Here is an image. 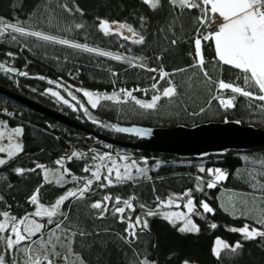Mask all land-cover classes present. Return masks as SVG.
Returning <instances> with one entry per match:
<instances>
[{
	"label": "trees",
	"instance_id": "1",
	"mask_svg": "<svg viewBox=\"0 0 264 264\" xmlns=\"http://www.w3.org/2000/svg\"><path fill=\"white\" fill-rule=\"evenodd\" d=\"M65 5L72 11H67ZM77 8L80 11H76ZM199 14L195 9H175L167 0H162V7L158 10L148 8L142 0H0V21L3 23L17 24L28 32L38 31L56 40H68L98 50L89 52L11 30L0 36V65L4 66L0 69V87L88 130L87 133L79 131L0 95V128L20 127L23 130L20 135L23 151L7 165L0 166V196L3 197L0 211L8 210L17 217L33 211L28 198L44 183L43 170L19 176L13 171L15 168L31 169L36 164H42L55 170L57 159L75 151L81 154L80 158L65 159L64 166L78 179L73 181L65 176L67 183L63 186L44 183L41 202L49 205L68 189L82 186L80 177L93 179V185L84 199H72L63 208L67 219L62 228L67 227L76 233L72 237V249L85 264H136L144 256L155 259L158 264H182L185 259L192 264H264V241L259 238L244 240L240 233L229 231L245 225L264 230V225L257 223L264 204L253 199L261 193L252 187L253 183L257 184V188L264 185V168L261 166L264 147L252 151H225L196 159L125 149L108 145L96 136L101 133L119 142H134L135 138L113 129L132 126L190 129L227 121L264 130V109L261 108L264 102L237 96L235 107L225 109L212 97L223 98L234 94L230 91L217 92L213 84L205 81L198 68L189 67L194 63L190 53H194L195 30L200 27L196 20ZM141 17L145 18L144 23ZM100 20L110 22L111 34L105 35L99 28ZM117 23L131 25L145 37V42L133 43L136 37H131L126 29L117 32ZM76 25L83 27L77 28ZM201 31L205 29L201 28ZM124 36L130 39L126 40ZM173 39L177 41L175 45L171 43ZM99 52L111 55L102 56ZM204 55L206 67L214 80L224 79L242 85V81L236 79L239 74L235 69L224 65L213 67L215 51L211 42L204 43ZM117 56L121 59L113 58ZM141 63L145 67L132 66ZM161 69L170 74L165 80L159 79ZM178 69L185 71L178 72ZM169 79L176 86L177 95L162 97L155 109L141 108L122 91H130L138 98H151L161 94ZM154 83L157 84L156 89L152 88ZM67 90L73 93L75 100L67 95ZM51 91L58 92L71 102V106L52 96ZM84 91L100 96L115 93L120 98L101 99L93 109L83 95ZM81 105L95 117V123L87 118ZM102 125L113 129L105 131ZM122 152L128 154L126 161L129 164L136 162L128 170L133 178L120 181L112 175V184H108L104 176L109 164L104 165V162L107 158L119 160L121 157L118 155ZM86 167L91 171L84 172ZM136 168L145 169V172L137 173ZM201 168L205 171L201 172ZM216 168L226 172L227 177L209 189L206 185L213 177L207 170ZM97 170L101 175L99 181L91 176V172ZM198 177L201 179L198 180ZM198 186L203 190H196ZM188 190H192L198 208L199 202L205 201L214 209V213L192 217L200 227L199 233H180L157 216L148 218L151 230L141 233L134 244L129 245L121 239L127 223L112 214L117 206L116 197L121 201L132 200L135 211L126 210L125 216L135 218L142 216L148 208L155 209L159 200L172 198L183 208L187 197H177H182ZM106 195L112 197L107 204L110 211L100 218L99 210L92 209L91 204L103 201ZM224 201L233 214L221 206ZM141 204L146 208L141 209ZM160 211L163 212V208ZM212 223L217 228H210ZM54 227L48 225L44 232ZM81 231L86 235L80 236ZM217 238L229 244L241 241L243 247L237 253L225 250L217 259L212 251ZM4 248L3 242H0V254L5 253Z\"/></svg>",
	"mask_w": 264,
	"mask_h": 264
},
{
	"label": "snow or ice",
	"instance_id": "2",
	"mask_svg": "<svg viewBox=\"0 0 264 264\" xmlns=\"http://www.w3.org/2000/svg\"><path fill=\"white\" fill-rule=\"evenodd\" d=\"M168 4L173 6L175 9L181 10H198L199 15L196 17L198 27L195 32V38L193 41L194 53H190L193 56L194 63L189 67L198 68L209 84H213L217 92L230 91L232 96L228 98H222L220 96H213L212 98L218 100V103L225 109L235 107V100L237 96L248 98L250 101L258 100L264 102V0H167ZM142 3L152 10H158L162 7V0H142ZM69 12L72 11L67 5L64 6ZM80 11V9H76ZM141 22H145V18L141 17ZM77 28L83 27L82 25H76ZM99 28L104 32L105 35L111 34L113 31L112 26L107 20L99 21ZM201 28L205 31H201ZM119 29H126L131 37H136L133 40L135 44H143L145 37L140 34L131 25L125 23H117L116 31ZM210 29V30H209ZM19 33L20 35H30L37 37L44 41H53L60 44L70 45L73 48H83L86 51L93 52L98 51L97 49L88 48L86 45L70 43L68 40H56L55 37L43 34L38 31L28 32L24 27L18 26L17 24L3 23L0 21V36H4L7 32ZM124 39H130L128 36H124ZM16 39L15 36L12 37ZM211 42L214 51V63L213 67L217 65L228 66L235 69L239 75L236 79L242 81L240 83L227 82L224 79H213L212 74L208 71L206 64L207 61L204 55V43ZM173 45L177 43L175 39L171 41ZM102 56L111 55L107 52H99ZM114 59H121V57H113ZM141 59V58H136ZM159 59V58H158ZM141 68L145 67L143 63L139 65ZM4 66L0 65V69ZM149 71H157L156 69H148ZM178 72H183L185 69H178ZM21 75H27V73H21ZM170 76L169 73L160 70V80H165ZM43 79V77H41ZM49 83H52L49 81ZM153 89L157 88V84L152 85ZM77 91H80L79 89ZM131 99L135 100V103L140 105L143 109H155L158 101L164 98H171L177 95V88L172 84L171 80H168V86L162 89L161 94L153 95L151 101H141L132 96L130 91L122 90ZM51 95L58 97L63 100L65 104H68L67 100L60 97L59 93L51 91ZM69 95H72L69 93ZM83 95L88 98V103L94 109L99 104L100 100H115L118 99L117 94L100 96L98 94L84 91ZM72 99L76 97L73 95ZM211 101H209L210 103ZM83 107V105H81ZM261 108L264 109V103L261 104ZM87 113L88 109L84 108ZM204 111L203 108L200 109ZM94 123L96 121H93ZM22 128L17 127L12 130V133L8 134L9 141H12L13 134L20 136L22 134ZM116 131H126V129L117 128ZM4 132H0V138H3ZM23 151L20 143H9L6 146H0V153H6L7 159L0 158V166H5L9 163V160L13 159L20 152ZM81 154L78 152H72L66 157H61L55 161V165L58 167L55 170L47 169L45 165L36 164L35 168L24 169L15 168L13 171L23 176L27 172H36L37 169L43 170V182L47 184L56 183L61 186L67 183L64 179L65 176L71 177V180L76 181L78 178L72 175L71 171L64 166V160H72L73 158H80ZM101 160L104 157H100ZM247 159V157H245ZM136 162H132V166H135ZM261 166L264 168V161H261ZM84 172H90L91 169L86 167L83 169ZM115 171V178L117 180L132 179V174L128 171V166L125 167L123 173L113 167L107 168V175L104 179L108 184H112L110 177ZM137 173H144L145 169L136 168ZM201 172L205 170L200 169ZM208 174L213 179L207 182V188L211 189L216 187L217 183L226 179L227 173L221 169H208ZM91 176L96 181L101 179L99 170L91 172ZM83 183L82 186H77L72 189H68L64 194L60 195L54 203L45 205L41 202V189L44 187V183L39 185L29 196L28 203L33 206L34 210L25 213L23 217H17L10 214V211H0V242H3L8 255H12L14 252H20L25 258L23 264H54V260L50 258L61 256L60 252L56 251L57 245L66 250V254L63 259L66 264H85V262L75 253L72 249V237L76 235L75 232H71L67 227H63L64 221L67 219V214L63 211L66 206V202H70L72 199L82 200L86 197V194L90 191L93 185V179L80 177ZM198 180L201 178L198 177ZM102 187L104 185H101ZM9 187L11 185L9 184ZM252 187L254 190L261 193L258 197H253L254 200H258L261 204H264V185L257 188V184L253 183ZM198 191L203 189L199 186ZM187 197L186 203L183 205V211L174 212H161V208L172 207L175 203L172 198L167 201L159 200L155 209L148 208L143 212V215H137L135 218L125 216L126 210L135 211L131 199H125L121 201L119 197L115 198V204L117 205L113 210L112 214L117 216L121 222H126L127 227L124 229V235L121 239H124L129 245L134 244L143 232L150 231V217H161L163 220L170 223L177 229L178 232L184 234H197L200 232V227L193 220V216H203V214L214 213V209L205 201L199 202V208L197 202L192 197V190L186 191L182 197L177 199H183ZM3 197L0 196V201ZM112 201L111 196H104L103 201H97L91 204L92 209L99 210L100 218H103L105 213L110 211L107 206L108 202ZM123 204V206H119ZM177 208L179 204L175 205ZM11 207L10 205L8 206ZM141 209H145L146 205L141 204ZM202 209V212L200 211ZM35 218H46L47 225H54L53 229L48 230V238L44 240L43 233L46 228L45 223L38 222ZM257 223L264 225V207L260 208V218ZM179 224V227H177ZM210 228L215 229L217 225L212 223L209 225ZM60 230L62 236H58L56 231ZM229 231L238 232L242 235L244 240H257L258 238L264 241V230L260 228L250 227L245 225L241 228H231ZM7 234V235H3ZM39 235V239H33ZM80 236L86 235L83 231L79 232ZM63 237V238H62ZM33 245H38V248H33ZM49 247L51 252L48 251ZM155 247V245H153ZM243 247L241 241L235 242V244H229L220 238H217L213 247V255L220 259L222 252L228 250L231 253H237L239 249ZM42 250V251H41ZM75 257V259H71ZM0 264H8L5 254H0ZM11 264H17L15 260H12ZM136 264H158V261L151 259L148 256H144L136 261ZM182 264H192L190 260H183Z\"/></svg>",
	"mask_w": 264,
	"mask_h": 264
},
{
	"label": "water",
	"instance_id": "3",
	"mask_svg": "<svg viewBox=\"0 0 264 264\" xmlns=\"http://www.w3.org/2000/svg\"><path fill=\"white\" fill-rule=\"evenodd\" d=\"M0 95L4 98L27 106L48 115L61 123L72 126L79 131L88 132L79 124L55 113L44 110L39 105L17 96L8 89L0 87ZM134 142H119L106 135H96L108 145L125 149H133L154 154H171L200 158L202 156L225 151H252L264 147V130L251 126H241L235 122L204 124L194 128L175 127L169 129H151L138 126L118 127ZM117 129V128H116ZM94 134L93 132H90Z\"/></svg>",
	"mask_w": 264,
	"mask_h": 264
},
{
	"label": "rangeland",
	"instance_id": "4",
	"mask_svg": "<svg viewBox=\"0 0 264 264\" xmlns=\"http://www.w3.org/2000/svg\"><path fill=\"white\" fill-rule=\"evenodd\" d=\"M58 93V92H57ZM67 95L70 97V98H72V96H73V93L71 92V91H68L67 90ZM69 93H71L72 95H69ZM60 95V94H59ZM109 95H113V94H109ZM105 96H108V95H105ZM132 96H134V95H132ZM60 97H63V96H61L60 95ZM117 97H118V99H115V100H119V98H120V96L119 95H117ZM123 97H126V96H123ZM136 99H138V100H141V101H151V98H138V97H135ZM223 98H228V97H223ZM64 99V98H63ZM64 100H67V99H64ZM63 101V100H62ZM68 101V100H67ZM70 103L71 102H69L68 101V105H70ZM71 106V105H70ZM82 110H84V107L82 108ZM86 115H87V118H89L91 121H95L94 119H95V117L93 116V115H91L90 113H86ZM2 121V119H0V122ZM105 131H108V130H112L113 128L112 127H108V126H105V125H102L101 126ZM13 129H15V128H11V127H7V126H5V127H2V128H0V132H4V136H3V138H0V146H6V145H8L10 142L11 143H20L21 144V138H20V136H15L14 134H13V139H12V141H9V139H8V134L9 133H12V130ZM113 131H116V128H114L113 129ZM101 134V133H100ZM102 134H104V133H102ZM109 137V136H108ZM0 154H3V153H0ZM119 157H121L119 160H115L114 158H107V160H105V162H104V165L105 164H109L108 166L109 167H113L114 166V168L115 169H118L121 173H123L124 172V170H125V167L126 166H128V170L130 169V168H132V164H129L127 161H126V159H128V154L127 153H124V152H122V153H119V155H118ZM0 158H5V159H7L8 157H7V154L5 153V155L3 156V155H0ZM216 169H220V168H216ZM222 170V169H221ZM223 171V170H222ZM114 176H115V171H114V174H113ZM175 203L173 204V206L172 207H168V208H163V212H174V211H183L184 210V208H181V207H179V208H177L175 205L176 204H179V202L178 201H174ZM180 205V204H179ZM221 206L224 208V209H226L228 212H230L231 214H233V212H232V210H231V208H230V206L228 205V203L226 202V201H224V203L223 204H221ZM35 219H37L38 220V222H40V223H45L46 224V226H48L47 225V223H46V218H35ZM45 233V232H44ZM48 233V232H47ZM47 233H45V235H43V238H44V240H47V238H48V235H47ZM56 234L58 235V236H62V233H61V231L60 230H57L56 231ZM40 237L38 236L36 239H39ZM63 238V237H62ZM33 248H38L39 246L38 245H33L32 246ZM42 251V250H41ZM48 251L49 252H51V248L49 247V249H48ZM56 251L57 252H60L61 253V256H56V257H51L50 256V258L51 259H53L54 260V264H66V261L63 259V256L66 254V250L64 249V248H61V247H59V245H57V247H56ZM5 255H6V259L8 260V264H11V262H12V260H15L16 262H17V264H23V260H24V256L20 253V252H14L12 255H8L7 254V252L5 251V253H4ZM16 256H17V258H16ZM71 259H75V257H71L70 258V260ZM69 264H70V261H69Z\"/></svg>",
	"mask_w": 264,
	"mask_h": 264
},
{
	"label": "built area",
	"instance_id": "5",
	"mask_svg": "<svg viewBox=\"0 0 264 264\" xmlns=\"http://www.w3.org/2000/svg\"><path fill=\"white\" fill-rule=\"evenodd\" d=\"M210 30V29H209Z\"/></svg>",
	"mask_w": 264,
	"mask_h": 264
}]
</instances>
